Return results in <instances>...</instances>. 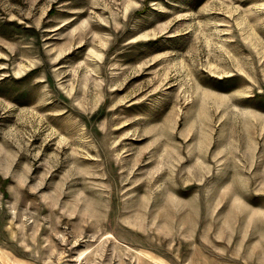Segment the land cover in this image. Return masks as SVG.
I'll list each match as a JSON object with an SVG mask.
<instances>
[{
    "label": "rangeland",
    "instance_id": "374dc122",
    "mask_svg": "<svg viewBox=\"0 0 264 264\" xmlns=\"http://www.w3.org/2000/svg\"><path fill=\"white\" fill-rule=\"evenodd\" d=\"M0 264H264V0H0Z\"/></svg>",
    "mask_w": 264,
    "mask_h": 264
}]
</instances>
